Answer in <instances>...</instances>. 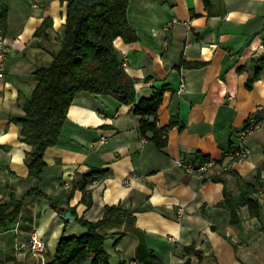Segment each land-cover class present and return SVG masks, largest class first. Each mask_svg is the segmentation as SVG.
<instances>
[{"label":"crops","instance_id":"1","mask_svg":"<svg viewBox=\"0 0 264 264\" xmlns=\"http://www.w3.org/2000/svg\"><path fill=\"white\" fill-rule=\"evenodd\" d=\"M4 2L11 50L0 79V203L11 192L22 198L40 187L59 209L75 208L91 222L102 220L107 206L120 205L128 215L101 229L112 236L111 264H149L153 255L162 264H264V127L247 140L249 158L227 155L248 117L264 106V0H130L128 18L138 39L118 38L115 46L136 81L138 100L165 88L158 124L178 121L168 132L167 147L160 150L141 136L134 106L82 92L59 143L46 151L40 181L29 176L32 147L21 140V125L13 118L25 114L24 103L37 86L35 71L48 67L61 49L68 4ZM258 68L260 77L251 83ZM180 157L232 163V173L191 176L177 167ZM91 175L88 207L80 184ZM242 181L256 187L261 218L243 207L233 224L231 209L221 204L225 188L239 195ZM67 212L44 197L28 203L17 222L0 233L2 259L42 264L28 249L35 233L46 243V262L62 237L86 234ZM189 246L201 258L186 254Z\"/></svg>","mask_w":264,"mask_h":264},{"label":"trees","instance_id":"2","mask_svg":"<svg viewBox=\"0 0 264 264\" xmlns=\"http://www.w3.org/2000/svg\"><path fill=\"white\" fill-rule=\"evenodd\" d=\"M68 4L65 36L61 49L48 67L35 71L37 86L24 103V116L13 120L21 125V140L32 147L27 156L29 176L41 180L46 167L45 155L50 147L56 146L62 136L71 105L82 92L107 95L120 103L134 106V114L139 117V132L150 139L155 146L164 150L168 143V132L178 124L172 119L168 126H160L158 117L163 103L165 88L158 90L150 98L138 100L136 81L131 78L119 57L115 42L122 38L127 43L135 42L138 35L128 18L130 0H62ZM9 7L0 0V29L6 30ZM261 68L251 80L260 77ZM202 159L200 163L208 161ZM89 178L80 184L83 202L92 206V194L88 189ZM214 181L225 182L224 178ZM256 187L241 182V193L233 195L225 188V199L221 206L232 211V223L239 222V212L248 207L252 217L261 218V205L254 198ZM44 197L60 211L71 212L76 221L87 232L82 236H64L59 241L55 254L45 264H111V254L107 242L112 237L101 232L110 220L124 217L128 212L120 205L107 206L104 217L91 222L77 214L75 208L59 209L54 199L40 187L30 189L22 198L11 192L9 198L0 203V233L10 229L19 219L22 209L36 198ZM68 222L65 223L66 231ZM119 240L114 243L117 246ZM186 254L201 253L195 246L185 248ZM0 264H8L0 256ZM149 264H162L154 255ZM185 264H192L188 260Z\"/></svg>","mask_w":264,"mask_h":264},{"label":"built area","instance_id":"3","mask_svg":"<svg viewBox=\"0 0 264 264\" xmlns=\"http://www.w3.org/2000/svg\"><path fill=\"white\" fill-rule=\"evenodd\" d=\"M10 44L2 29H0V79L6 76V60L10 53ZM264 127V106H259L254 115L248 117L244 128L237 134L238 142L227 155L230 158L238 161L247 159L251 155V149L247 145L248 138L256 131ZM177 167L183 169L191 176L203 177L212 170L216 171L218 176H229L232 173V163H222L214 159L206 162L195 163L185 157H180L176 160ZM180 214H183V208L180 209ZM46 249L45 241L35 233L32 236L29 250L35 255H43Z\"/></svg>","mask_w":264,"mask_h":264},{"label":"rangeland","instance_id":"4","mask_svg":"<svg viewBox=\"0 0 264 264\" xmlns=\"http://www.w3.org/2000/svg\"><path fill=\"white\" fill-rule=\"evenodd\" d=\"M28 249H29V247H28ZM28 251H29V250H28ZM30 252H31V251H30ZM31 253H32L35 257H39V258H41V263H42V264H45L46 261H45V258H43V257H44L43 255L40 256V255H35L33 252H31Z\"/></svg>","mask_w":264,"mask_h":264},{"label":"water","instance_id":"5","mask_svg":"<svg viewBox=\"0 0 264 264\" xmlns=\"http://www.w3.org/2000/svg\"><path fill=\"white\" fill-rule=\"evenodd\" d=\"M65 217H66L67 219H69V220H74V219H75V217H73V215H72L71 212H67V213L65 214Z\"/></svg>","mask_w":264,"mask_h":264}]
</instances>
